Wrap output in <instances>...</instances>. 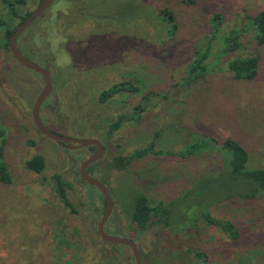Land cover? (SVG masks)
Wrapping results in <instances>:
<instances>
[{
    "label": "rangeland",
    "instance_id": "obj_1",
    "mask_svg": "<svg viewBox=\"0 0 264 264\" xmlns=\"http://www.w3.org/2000/svg\"><path fill=\"white\" fill-rule=\"evenodd\" d=\"M34 3L0 0L1 158L10 174L9 183L0 182V264H134L125 245L106 244L97 234L104 201L78 176L94 148L63 147L33 124L43 79L9 56L5 32ZM262 8L264 0H54L17 37L24 56L50 77L42 123L105 145L86 168L112 200L104 230L135 241L142 264H264V194L227 174L221 146L232 139L247 152L246 168L264 167V43L254 41L248 25ZM213 13L222 18V32L244 28L235 51H223ZM200 50H207L205 71L187 85V66ZM250 55L258 57L255 76L233 77L225 61ZM125 81L136 89L99 100L102 90ZM120 116L118 128L108 131ZM150 141L156 155L134 158L123 170L108 167L111 157ZM35 153L44 157L39 173L24 164ZM55 173L68 183L73 209L57 196ZM139 195L148 206L168 204L169 224L132 222ZM203 216L229 222L235 236Z\"/></svg>",
    "mask_w": 264,
    "mask_h": 264
},
{
    "label": "trees",
    "instance_id": "obj_2",
    "mask_svg": "<svg viewBox=\"0 0 264 264\" xmlns=\"http://www.w3.org/2000/svg\"><path fill=\"white\" fill-rule=\"evenodd\" d=\"M18 2H23V0H16ZM186 2H192V0H185ZM165 13V19L167 22L171 21V14L169 11L163 10ZM24 17L21 18L23 20ZM221 16L218 13H213L212 15V22L214 21V31L223 34V41L226 42V46L224 47V52H233L239 47V38L241 33L243 32V27L237 28L233 27L228 32H222L220 30V23H221ZM253 32L254 41L257 44L264 43V8L254 14L248 24ZM171 29H173V25H171ZM9 33V30L6 34ZM207 60V50H200L195 51L194 55L189 62L186 70V77L183 80V83L190 84L192 80L198 79L200 74L205 71V64ZM257 63L258 57L257 56H245V57H238L233 56L230 59L225 61V65L227 69L232 73L233 77L237 79H244L249 80L252 79L257 71ZM128 81L123 82L120 84H114L109 88L102 90L99 94V100L103 101L114 95L120 89H128V90H135L136 88L130 87ZM123 117L120 116L115 123L109 126L111 131L113 128H118L119 123L122 121ZM156 137V134L154 135ZM3 139L0 140V182L2 183H9L10 182V174L7 171V166L2 160V146H3ZM222 149L227 151L228 154V172L227 174L234 178V179H243L250 183L251 189L257 194L260 192L264 194V167L260 168H246L245 162L247 160V152L244 147L229 138L224 139L221 142ZM153 141L148 142L141 148L135 149L132 154L130 155H117L110 158L108 161V167L116 170H123L125 168L130 167V164L134 158H138L141 156H145L146 154H157L159 150H155ZM25 166L35 172H41L45 167L44 157L40 153H35L31 157L25 160ZM55 186H56V193L57 196L60 198L61 202L73 209L72 205L70 204L69 200L66 196V186L68 183L59 175L53 174L52 175ZM103 200V199H102ZM104 202H102V206L104 209ZM170 206L168 204L163 205L161 203H157L155 206H148L146 198L144 195H139L135 199H133L132 209L129 214V218L132 222L138 224L141 227H145L148 223H161V225L169 224V218L171 211L169 210ZM155 219H152V218ZM204 217V216H203ZM151 219V220H150ZM205 221L216 225L217 227L223 229L224 231H229L232 236H235V233L232 231V225L229 222H218L216 220L208 219V216L204 217ZM96 220V219H95ZM141 263H143V257L140 253Z\"/></svg>",
    "mask_w": 264,
    "mask_h": 264
},
{
    "label": "water",
    "instance_id": "obj_3",
    "mask_svg": "<svg viewBox=\"0 0 264 264\" xmlns=\"http://www.w3.org/2000/svg\"><path fill=\"white\" fill-rule=\"evenodd\" d=\"M50 1L51 0H42L39 5L11 32V34L7 37L6 47L9 53L16 59V61H18L22 66L34 71L43 79V85L35 96L31 108L32 121L37 130L44 136L52 139L57 143H65V147L70 149H78L88 145L95 146V151L86 158H84L80 163L78 167V176L83 183L93 186L100 193L104 201L103 212L96 223L97 234L99 235L100 239L105 243H109L112 245H125L130 250L133 263L142 264L139 249L135 241L122 236L109 234L104 230V223L112 212V200L107 187L98 179L90 176L86 171V167L89 164L99 160L103 155V148L99 141L96 139H73L67 136H63L61 134H57L55 132L50 131L41 122L39 118V106L50 92L49 74L45 68L26 58L18 51L15 45V36L23 28H25L39 12L47 6Z\"/></svg>",
    "mask_w": 264,
    "mask_h": 264
},
{
    "label": "flooded vegetation",
    "instance_id": "obj_4",
    "mask_svg": "<svg viewBox=\"0 0 264 264\" xmlns=\"http://www.w3.org/2000/svg\"><path fill=\"white\" fill-rule=\"evenodd\" d=\"M24 1V0H23ZM42 0H35V3H34V5H33V7L31 8V9H26L23 13H22V15L21 16H19L18 17V22L13 26V27H11V29L9 30V33H7V34H5L6 36V40H7V37L11 34V32L39 5V3L41 2ZM53 1L54 0H51L48 4H47V6L46 7H44L33 19H32V21L25 27V28H23L19 33H17L16 34V36H15V45H16V47H17V49H18V51L24 56V51H23V49L21 48V44L18 42V40H17V37L19 36V34L21 33V32H23L27 27H29L33 22H37V21H39L44 15H43V13H44V11L46 10V9H49V7L51 6V4L53 3ZM8 3V2H7ZM21 6V5H20ZM16 16V14H15V12L13 11V10H11L10 11V18L11 19H13L14 17ZM22 17H24L23 18V20H21V18ZM8 20H7V18L4 20V21H1V24L2 23H5V22H7ZM6 33V32H5ZM6 40H5V49H6V51L9 53V51H8V49H7V47H6ZM26 54V53H25ZM27 55V54H26ZM9 56H11L12 58H14L10 53H9ZM27 58V57H26ZM15 59V58H14ZM16 60V59H15ZM18 62V61H17ZM19 63V62H18ZM20 64V63H19ZM39 65V64H38ZM43 67V66H42ZM44 68V67H43ZM46 69V68H45ZM47 70V69H46ZM48 72V71H47ZM40 76V75H39ZM41 77V76H40ZM49 79H50V77H49ZM43 85V84H42ZM49 94H50V92H49ZM49 94L45 97V98H48V96H49ZM40 107V106H39ZM40 112V110L38 109V113ZM40 116V115H39ZM40 118V117H39ZM41 120V119H40ZM42 122V121H41ZM55 142V141H54ZM57 143V142H56ZM99 143L101 144V146H102V148H106L105 147V145L101 142V141H99ZM57 144H59V145H61V146H63V147H65V143H63V142H59V143H57ZM88 146H90V147H92V148H94V151H95V146H93V145H88ZM85 147H87V146H85ZM81 148H83V147H81ZM70 149V148H69ZM103 154H104V150H103ZM103 156V155H102ZM98 161V160H97ZM96 162V161H95ZM94 163V162H93ZM89 165H91V164H89ZM88 165V166H89ZM87 168V167H86ZM108 219H109V217L107 218V220L105 221V223H104V226H105V224L108 222ZM97 223V222H96ZM103 226V227H104ZM106 244H109V243H106ZM110 245H112V244H110ZM120 245V244H119ZM112 246H118V245H112ZM130 251V250H129Z\"/></svg>",
    "mask_w": 264,
    "mask_h": 264
}]
</instances>
